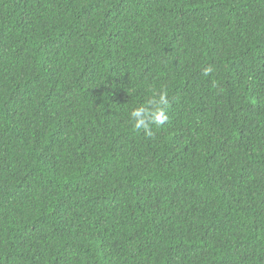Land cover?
<instances>
[{"label":"trees","instance_id":"1","mask_svg":"<svg viewBox=\"0 0 264 264\" xmlns=\"http://www.w3.org/2000/svg\"><path fill=\"white\" fill-rule=\"evenodd\" d=\"M0 264H264V0H0Z\"/></svg>","mask_w":264,"mask_h":264},{"label":"clouds","instance_id":"2","mask_svg":"<svg viewBox=\"0 0 264 264\" xmlns=\"http://www.w3.org/2000/svg\"><path fill=\"white\" fill-rule=\"evenodd\" d=\"M211 69L205 70V75H208ZM167 93L162 92L157 97L149 99L145 105H141L133 109L130 113L135 130L143 129L148 136L153 135L151 125L156 126L164 125L169 117L166 114L165 106L167 105Z\"/></svg>","mask_w":264,"mask_h":264}]
</instances>
